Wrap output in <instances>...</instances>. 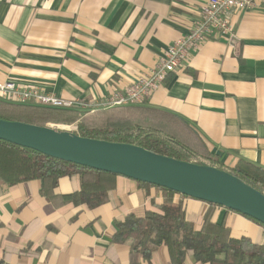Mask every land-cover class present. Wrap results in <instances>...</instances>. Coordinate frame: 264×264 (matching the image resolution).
<instances>
[{
    "label": "crops",
    "instance_id": "obj_1",
    "mask_svg": "<svg viewBox=\"0 0 264 264\" xmlns=\"http://www.w3.org/2000/svg\"><path fill=\"white\" fill-rule=\"evenodd\" d=\"M205 1L0 0V83L35 87L64 100L120 92L188 33ZM231 22L233 44L209 38L181 70L132 107L160 112L193 130L224 169L239 160L264 169V1L234 14ZM79 188L73 175L61 178L55 193ZM153 202H162L160 191L120 176L108 201L95 209L55 206L41 196L38 181H0V260L129 264L130 242H112L115 223L128 214L143 217ZM183 202L188 221L199 229L209 205ZM212 219L223 222L233 238L264 243V228L237 213L215 207ZM150 264H171L165 247L153 251ZM182 264L199 263L188 253Z\"/></svg>",
    "mask_w": 264,
    "mask_h": 264
},
{
    "label": "trees",
    "instance_id": "obj_2",
    "mask_svg": "<svg viewBox=\"0 0 264 264\" xmlns=\"http://www.w3.org/2000/svg\"><path fill=\"white\" fill-rule=\"evenodd\" d=\"M0 119L38 126L76 123L73 132L80 137L131 144L179 161L215 167L264 195V169L241 160L232 168L224 169L206 154L205 145L193 130L154 110L129 106L77 115L0 100ZM73 175L79 178V190L68 195L56 194L58 181ZM117 177L0 141V181L8 186L38 181L41 196L55 206L70 203L95 209L108 201ZM139 184L160 191L162 202H153L143 217L128 214L115 223L112 242H130L129 264H140L137 257L150 264L153 251L159 246L165 247L171 264H182L188 253L199 264H264V243L256 244L245 236L233 238L223 222L213 221V208L218 206L208 204L201 226L196 229L186 217L183 200L188 198L167 189ZM0 264L5 263L0 260Z\"/></svg>",
    "mask_w": 264,
    "mask_h": 264
},
{
    "label": "water",
    "instance_id": "obj_3",
    "mask_svg": "<svg viewBox=\"0 0 264 264\" xmlns=\"http://www.w3.org/2000/svg\"><path fill=\"white\" fill-rule=\"evenodd\" d=\"M0 141L45 157L118 175L248 217L264 226V195L226 171L179 161L141 147L0 119Z\"/></svg>",
    "mask_w": 264,
    "mask_h": 264
},
{
    "label": "built area",
    "instance_id": "obj_4",
    "mask_svg": "<svg viewBox=\"0 0 264 264\" xmlns=\"http://www.w3.org/2000/svg\"><path fill=\"white\" fill-rule=\"evenodd\" d=\"M264 0H206L201 7L199 19L188 33L175 40L166 49L164 56L136 81L120 92L90 100H64L35 87H20L13 82L0 83V100L14 105L35 106L40 108L76 111L91 114L100 110L117 107L139 106L161 85L168 74L181 70L190 55L211 37L231 45L236 34L231 22L232 16L257 6ZM63 129L75 131L76 126Z\"/></svg>",
    "mask_w": 264,
    "mask_h": 264
},
{
    "label": "rangeland",
    "instance_id": "obj_5",
    "mask_svg": "<svg viewBox=\"0 0 264 264\" xmlns=\"http://www.w3.org/2000/svg\"><path fill=\"white\" fill-rule=\"evenodd\" d=\"M50 125H53V126H51V127H60V126H62L63 124H53V123H49ZM72 125V124H71ZM71 125H66V126H71ZM74 126V125H73ZM190 217V219L191 220H196L197 219V217L196 216H189ZM197 224H198V222H196Z\"/></svg>",
    "mask_w": 264,
    "mask_h": 264
}]
</instances>
